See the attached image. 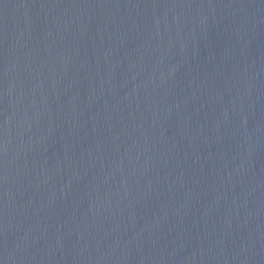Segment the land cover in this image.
I'll return each mask as SVG.
<instances>
[{
    "label": "water",
    "instance_id": "95a60500",
    "mask_svg": "<svg viewBox=\"0 0 264 264\" xmlns=\"http://www.w3.org/2000/svg\"><path fill=\"white\" fill-rule=\"evenodd\" d=\"M0 264H264V0H0Z\"/></svg>",
    "mask_w": 264,
    "mask_h": 264
}]
</instances>
